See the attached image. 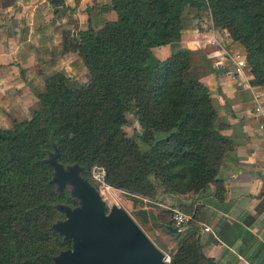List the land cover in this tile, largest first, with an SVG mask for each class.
I'll use <instances>...</instances> for the list:
<instances>
[{
  "label": "trees",
  "instance_id": "trees-1",
  "mask_svg": "<svg viewBox=\"0 0 264 264\" xmlns=\"http://www.w3.org/2000/svg\"><path fill=\"white\" fill-rule=\"evenodd\" d=\"M108 6L116 18L78 31L72 47L89 79L74 85L60 71L46 76L30 118L0 128V264H53L67 247L69 240L52 224L55 206L77 201L50 181L53 167L45 159L54 146L59 162L103 165L115 187L181 195L212 182L223 199L216 175L232 141L220 132L209 88L200 80L214 66L177 41L185 9L208 8L214 25L244 46L250 83L264 90V0H110ZM165 44L172 51L160 58L153 48ZM128 111L141 125L138 138L146 148L123 130ZM192 206L185 208L189 225L198 227L200 206ZM154 224L173 234L182 229L171 231L172 219ZM165 264L218 263L196 235Z\"/></svg>",
  "mask_w": 264,
  "mask_h": 264
},
{
  "label": "crops",
  "instance_id": "crops-1",
  "mask_svg": "<svg viewBox=\"0 0 264 264\" xmlns=\"http://www.w3.org/2000/svg\"><path fill=\"white\" fill-rule=\"evenodd\" d=\"M61 2L54 7L50 0H5L0 5V61L41 59L55 62V68L65 65L67 69L78 60L72 48L78 42L77 32L89 27L98 29L116 18L115 10L108 6L110 0ZM60 19L68 30L62 28ZM182 26L177 47L206 54L214 66L200 80L209 88L217 110L216 123L220 132L231 139L232 147L224 153L216 175L224 186L221 201L215 184L209 182L199 192H162L154 201L153 214L162 207L185 209L199 205L197 225L208 256L218 264H264V132L251 113V91L224 74L223 65H216L219 56L209 39L215 34L228 47L244 50V46L225 28L214 25L208 8H186ZM70 40L72 44L67 45ZM153 50L160 58L172 51L169 44Z\"/></svg>",
  "mask_w": 264,
  "mask_h": 264
},
{
  "label": "rangeland",
  "instance_id": "rangeland-1",
  "mask_svg": "<svg viewBox=\"0 0 264 264\" xmlns=\"http://www.w3.org/2000/svg\"><path fill=\"white\" fill-rule=\"evenodd\" d=\"M4 2L5 0H0V5ZM60 25L63 29H67V26L64 21H62V19H60ZM70 44H72L71 40L67 45ZM75 44L76 43H74V45ZM76 57L79 61H73L71 67L67 69H64L65 65L62 66L61 63V68H55V62L41 59H29L25 61H0V128H10L13 126L14 122H19L26 118H30L32 112L39 107L40 102L37 93L44 89L46 76L56 71H60L66 74L69 81L74 85L81 84L79 82L85 83L89 79L88 69L78 53ZM247 67L248 72L251 73L248 62ZM224 74H226V72H224ZM41 83L42 89L40 90L39 86ZM27 88H29L31 91H29ZM127 114L128 120L123 125V130L125 131L126 135L135 137L142 148H146L147 146L141 143L138 138V134L141 132V125L138 122L135 114L132 111H128ZM166 134V132H157L156 136H165ZM52 152H54V149H52L49 153ZM48 156L49 154L47 157ZM61 163L68 165L75 162L68 163L63 161ZM80 165L83 167L81 175L99 190L106 203V210L109 211L111 206L114 204L124 208L145 231L153 243L165 252V263L171 260L173 253H175L183 240L196 235L200 238L198 227H191L189 225V220L183 226H181L182 229H180L177 234H173L166 230V228H164V226L161 224H154V221L162 222L164 224L171 223L172 208H175L162 207L161 210L157 211V214H153L154 209L152 207L155 205L154 201L158 200L163 194L161 189H157V192L154 195H144L138 192H131L124 188L115 187L107 182L106 169L103 165L97 163L91 164L87 167L83 164ZM53 184L55 185V183ZM70 189L71 188L68 185L62 192L66 191L69 193L71 198H74L71 195ZM76 201V204H71L69 202L58 203L75 206L78 204L77 199ZM55 209L56 211L52 224L65 218V213L63 211L59 210L56 206ZM181 210L189 214L188 210ZM59 234L63 239L69 240L66 242L67 247L62 248L61 250L71 247V239L65 238L61 233ZM61 250H59L56 254H58Z\"/></svg>",
  "mask_w": 264,
  "mask_h": 264
},
{
  "label": "water",
  "instance_id": "water-1",
  "mask_svg": "<svg viewBox=\"0 0 264 264\" xmlns=\"http://www.w3.org/2000/svg\"><path fill=\"white\" fill-rule=\"evenodd\" d=\"M57 155L54 146V152L45 159L53 167L50 181L58 192L69 185L78 204H56L65 218L53 227L72 244L53 257V264H164L165 252L134 218L117 204L107 211L99 190L81 175L83 167L77 162L64 165ZM169 229L179 230L176 226Z\"/></svg>",
  "mask_w": 264,
  "mask_h": 264
},
{
  "label": "built area",
  "instance_id": "built-area-1",
  "mask_svg": "<svg viewBox=\"0 0 264 264\" xmlns=\"http://www.w3.org/2000/svg\"><path fill=\"white\" fill-rule=\"evenodd\" d=\"M209 43L211 47H214L216 54L219 56V59L215 61L216 65H223L227 75L233 80H238L241 87L251 91L253 103L251 113L257 117L258 128L264 132V90L255 88L250 83L251 73L248 72L245 50L228 47L226 42L222 41V39L215 34L211 36ZM189 218L190 215L181 209L177 207L172 208L171 219L176 227L183 226ZM204 229L209 230L210 226H204Z\"/></svg>",
  "mask_w": 264,
  "mask_h": 264
}]
</instances>
